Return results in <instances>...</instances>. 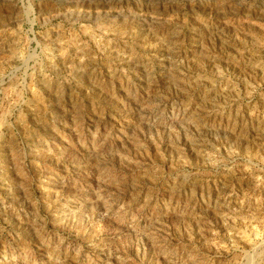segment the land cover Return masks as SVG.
I'll return each mask as SVG.
<instances>
[{
    "label": "rangeland",
    "instance_id": "rangeland-1",
    "mask_svg": "<svg viewBox=\"0 0 264 264\" xmlns=\"http://www.w3.org/2000/svg\"><path fill=\"white\" fill-rule=\"evenodd\" d=\"M0 264H264V0H0Z\"/></svg>",
    "mask_w": 264,
    "mask_h": 264
}]
</instances>
